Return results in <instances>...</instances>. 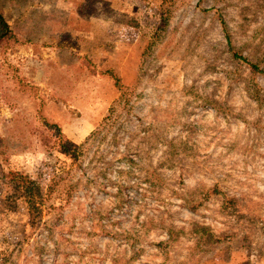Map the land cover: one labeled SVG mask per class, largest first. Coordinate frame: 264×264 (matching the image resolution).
Listing matches in <instances>:
<instances>
[{"label": "rangeland", "instance_id": "obj_1", "mask_svg": "<svg viewBox=\"0 0 264 264\" xmlns=\"http://www.w3.org/2000/svg\"><path fill=\"white\" fill-rule=\"evenodd\" d=\"M0 10V264H264V0Z\"/></svg>", "mask_w": 264, "mask_h": 264}, {"label": "trees", "instance_id": "obj_2", "mask_svg": "<svg viewBox=\"0 0 264 264\" xmlns=\"http://www.w3.org/2000/svg\"><path fill=\"white\" fill-rule=\"evenodd\" d=\"M12 33L4 20L1 10H0V44L8 41L11 39ZM244 60V58H241ZM245 61V60H244ZM249 67L252 71L261 72L257 66L249 64ZM114 85L118 91L122 88L120 83L117 79L114 80ZM121 93V91H120ZM66 147L71 148L73 151L71 152L73 155L77 153L79 149L78 146H75L71 142L65 141ZM5 170H1L0 173L2 175L3 180L5 183L10 185L12 188L15 189L17 196L22 198V200L27 204L30 212H34L36 210V202L35 199L38 198L39 189L37 184L31 180L26 174L12 169L8 164L4 166Z\"/></svg>", "mask_w": 264, "mask_h": 264}]
</instances>
